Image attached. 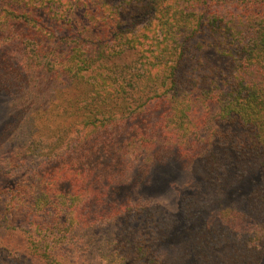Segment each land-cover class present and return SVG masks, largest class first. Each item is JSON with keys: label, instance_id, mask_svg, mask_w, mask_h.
Listing matches in <instances>:
<instances>
[{"label": "trees", "instance_id": "obj_1", "mask_svg": "<svg viewBox=\"0 0 264 264\" xmlns=\"http://www.w3.org/2000/svg\"><path fill=\"white\" fill-rule=\"evenodd\" d=\"M4 90L0 264H264V0H0Z\"/></svg>", "mask_w": 264, "mask_h": 264}, {"label": "rangeland", "instance_id": "obj_2", "mask_svg": "<svg viewBox=\"0 0 264 264\" xmlns=\"http://www.w3.org/2000/svg\"><path fill=\"white\" fill-rule=\"evenodd\" d=\"M80 16V12L76 18ZM19 61V62H18ZM18 63L21 65V70H24L23 62L18 58ZM25 71V70H24ZM14 93L8 90L0 91V138L6 136V142L3 147L0 146V157L7 155L14 150L12 137L10 136V128L15 122L11 114V107L14 100ZM176 176V175H174ZM156 180V179H155ZM184 176L169 177L164 182L157 183L153 188H143L140 184H132L123 186L119 193L111 201L116 204H122L127 201H149L153 202L167 216L176 219L179 215L181 187L185 184ZM20 245V244H19ZM28 251L22 253L26 255Z\"/></svg>", "mask_w": 264, "mask_h": 264}]
</instances>
